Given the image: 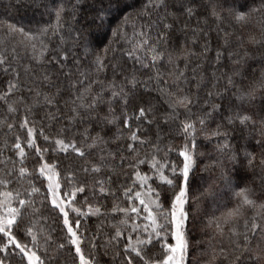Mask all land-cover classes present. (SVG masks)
Returning a JSON list of instances; mask_svg holds the SVG:
<instances>
[{
	"label": "snow or ice",
	"instance_id": "snow-or-ice-1",
	"mask_svg": "<svg viewBox=\"0 0 264 264\" xmlns=\"http://www.w3.org/2000/svg\"><path fill=\"white\" fill-rule=\"evenodd\" d=\"M44 7L56 23L45 26L39 34L8 26L9 34L23 37L20 43L25 50L31 48L30 61L40 65L39 75L33 63L21 65L15 47L11 58L7 50L0 51V70L12 73L0 100L13 114L11 122L0 124L15 130L11 150L19 157L16 161L0 152V165H4L0 176V264H58L55 250L49 251L52 237L44 223L53 213L64 240L57 249L73 252L77 264H100L95 254L84 250L87 229L82 221L106 214L100 201L108 197L113 200L110 211L122 215L112 225L110 242L119 245L123 238L124 264H186L191 204L198 205L208 196L217 204L234 196L235 203L232 207L224 204L226 210L209 219L219 245L212 249L206 264H264V245L252 242L257 233L264 234V223L248 216L251 208L264 209V175L259 177L261 191L257 193L248 186L247 168L254 163V153L244 145L241 155L229 140V127H259L261 139L256 143L264 149V71L257 76L251 66L241 68L242 57L236 54L232 75L222 74V90L207 92L203 100L199 96L203 76L196 70L201 65L192 69L191 77L187 75L191 59L210 50L208 33L197 28L191 29V43H198L202 34L203 50L198 54L188 47L187 21L198 15L205 24L209 18L244 21L253 13H264V0H147L140 8L128 0H75L70 7L69 0H52L51 6ZM68 16L71 22L65 19ZM113 18L119 20L115 27ZM137 20L143 23L137 24ZM49 32L59 40L51 51L40 39ZM177 32L184 35L183 42L176 37ZM249 39L264 48V39ZM69 41L71 50L66 47ZM221 56L217 50V62ZM181 58L184 69L177 63ZM166 64L171 70L164 71ZM236 76L248 80L247 86L237 88ZM219 81L217 77L213 87ZM153 90L163 97L162 106L166 105L159 120L155 114L160 110L149 98ZM117 104L120 115L114 107ZM217 118L220 123H216ZM143 122L149 128L155 123L152 136L146 135L149 129L141 130ZM209 122L216 123L210 131ZM120 124L127 135L120 132ZM173 124L183 140L179 146L163 144L162 133L167 128L165 134L171 135ZM79 125H85L83 131ZM105 125H117L118 134L109 137ZM200 134L222 140L218 149L233 162L231 170L223 160L219 162V192L215 181L203 191L192 185ZM38 135L47 147L37 144ZM111 143L116 147H109ZM4 147H8L7 142ZM26 149L39 156L34 168L25 166ZM97 151L98 157L91 158ZM49 152L57 155L45 158ZM173 152L182 157L180 164L170 159ZM59 153L82 163L79 167L65 164ZM36 180L44 188L42 196ZM44 210L49 215H44ZM91 247L95 248V243Z\"/></svg>",
	"mask_w": 264,
	"mask_h": 264
},
{
	"label": "trees",
	"instance_id": "trees-1",
	"mask_svg": "<svg viewBox=\"0 0 264 264\" xmlns=\"http://www.w3.org/2000/svg\"><path fill=\"white\" fill-rule=\"evenodd\" d=\"M75 0H69V7L71 3H74ZM147 0H128V3L134 4L135 8H140ZM206 2V0H205ZM52 0H0V51H5L9 53L11 58V49L15 47L17 49V54L20 57V63L28 64L33 63V66L39 75L40 73V65H38L34 61H30L31 57V48L29 47L25 50V47L20 42L23 40V37L19 33L9 34L8 26L14 25L17 28L23 27L26 32L30 31L36 34H39L40 30L47 25L55 24V16L50 15L49 11L44 7L45 4L51 6ZM128 11H134L133 9H129ZM83 20V15L80 17ZM68 22L70 21V16L65 17ZM199 21V22H198ZM189 24V31L187 35V39L189 41L188 47L194 48L196 53H201L203 50V44L205 42V38L201 34V39H199L198 43H191L192 32L191 29H203L208 33L207 39L210 41L209 48L210 50L198 58L193 57L191 61L188 63L187 75L191 77L192 69L196 67L197 64L201 65L200 68H197V73L200 76H203V80L201 81V88L199 90V96L203 100L207 96V92L211 91L215 93L218 88L222 90L223 85L225 83L222 78L223 73H227L228 75H232L231 69L235 67L234 61L236 60V54H239L242 57L240 61L241 68L247 70L249 66H251V70L256 73L257 76L264 71V64L261 63V53H264V48L260 47L258 43L252 42L249 38L255 37L256 41L264 39V13H253L248 19L244 21H236L230 17H225L223 21H217L213 18H209L207 23L198 16H194L191 20L187 21ZM119 23V20L113 18L112 24L115 25ZM137 24L143 23L142 20H137ZM67 29V24H65V30ZM129 32H131V25L128 28ZM227 33V36H226ZM110 35V34H109ZM176 37H179L180 41L183 42L185 37L182 33L177 32ZM40 39H44L45 43L50 45L51 48L59 43L57 37L51 35L49 32L47 37H40ZM175 39V37H174ZM227 40V43H225ZM38 44V41H34ZM39 47V45H38ZM71 50L70 41L66 44ZM117 47H119L117 45ZM217 50L222 53L221 59L219 62L216 60ZM247 52V55H245ZM50 54V53H49ZM231 54V55H230ZM48 55V54H46ZM15 63V61H13ZM129 65H131V61H128ZM180 69H184L185 61L184 59H180L177 61ZM47 67H51L50 65H46ZM171 65H165L164 71L171 70ZM215 73V76H213ZM21 75L23 77V72L21 71ZM249 73V77H250ZM107 76L110 78L111 73H107ZM219 77V85L217 87H213L216 83V78ZM12 79V73H5L0 70V92H4L8 81ZM101 79H104V76H101ZM237 88L247 86L248 80H244L240 76L234 77ZM195 81H193V85ZM231 87V86H229ZM143 90V89H142ZM196 89L193 87V91ZM26 92V90H25ZM19 95V93H17ZM150 99H152L153 104L156 105V108L160 111L156 112V119H160V114L164 110L165 106H162L163 97L160 95L158 91H151ZM159 98V101L157 100ZM13 98H9V102H11ZM211 99V98H209ZM219 102V101H217ZM116 108V114L120 115V107L119 105H114ZM7 106L3 100H0V121L8 120L11 122V116L13 114H9L7 112ZM102 111L104 113L107 112V107L103 106ZM131 111V110H130ZM23 113V108L21 107V114ZM40 115H43V110H41ZM19 116H17V120ZM60 123H67L65 120H61ZM216 123H220V119H216ZM216 123L209 122L208 130H212L216 127ZM141 130L149 129L146 135L152 136V134L156 131L155 123L149 128L146 122L141 123ZM59 128V124L56 126ZM85 125H79L78 128L80 131H83ZM96 130H99L98 126H93ZM106 130L109 131V137L118 134L117 125H105ZM120 132L127 135V129H124L123 125L120 124ZM136 123H132V130H135ZM233 127H229V140L234 149H240L241 155H243V146L247 145V150L250 153H254L255 160L251 167L247 168L248 176H249V187L253 188L257 193L261 191L260 188V179L261 175H264V149H262L259 145H257L256 140L261 139L259 136V127L257 129L252 130L250 128H243L239 124H236ZM56 129H52L51 131H55ZM15 131V130H14ZM14 131H9L4 124H0V152H3L4 156L11 157L13 160L18 161L19 157L16 155L15 151L11 150V144L14 142ZM46 132L49 129H45ZM169 130L166 128L165 133ZM162 133L164 136L163 144L171 143L175 146H179L183 143L182 138L178 135L176 131V125H172L171 135H166ZM94 134V133H93ZM5 142L8 143V147H4ZM120 143H124V141H120ZM218 143H223L222 140L216 137H206L204 134H200L197 137V157H196V165L194 168V172L192 173V185L194 189H199L203 191V189L207 188L210 183L215 181L216 190L219 192L220 185L219 180L216 178L220 173V161H224V164L227 169L231 170L233 167V162L227 160L222 154V152L218 149ZM37 144L41 147H47L48 144L43 140L42 136H37ZM163 146V145H162ZM111 148L116 147V143H111L109 145ZM28 152V158L25 161V166L34 168L37 166L39 161V156L36 155L34 150L26 149ZM48 155H57L49 152ZM99 155V152H94L91 158L95 159ZM163 155V153H161ZM59 158L64 161L65 164L71 163L73 167H79L82 161L73 157H65V154L59 153ZM170 159L174 160L177 164H180L182 157H177L175 152L170 154ZM245 165H247V161H244ZM8 168H11L12 165L8 164ZM4 174V165H0V176ZM79 175L83 178L84 173H79ZM37 187H41V196L44 192V188L41 186L40 181H35ZM13 185L12 187H14ZM24 187H27V183L24 184ZM40 196H37V205H39ZM260 201H258L259 203ZM100 203L104 206L102 209L106 214H102L99 216H91L87 220L82 221V224L86 226V242L84 245V250L86 253L92 252L96 255L97 259L100 261V264H124V255H123V243L124 240L122 238L121 243L116 245L115 241L110 242V237L114 234V229L112 225L117 223L118 220L122 218L121 214L112 213L110 211L113 200L111 197H108L106 200H101ZM235 203V197L225 198L219 204L213 202V198L208 196L199 201V204L196 203L191 204V212L190 218L187 222V237L189 240V248L186 256V264H206L209 259L212 249L218 247L219 245V237L215 236V229L209 224V219L215 215L219 216L222 211H225L224 204H227L228 207H232ZM259 214V215H257ZM44 215H49L47 210H44ZM248 216H255L257 220H261L264 223V209L259 207L251 208L248 210ZM46 227L50 231V235L52 237L51 240V248L50 252L58 255V264H77L74 253L69 252L64 249H57V244L63 243V234L61 232L60 223L56 220V216L53 213L51 215V219L44 222ZM95 236V239L92 240V237ZM169 242L171 240L169 239ZM253 244L264 245V234L257 233L252 238ZM91 243H95L96 247L92 248ZM157 248H160V245L157 244ZM13 264H16V261H13ZM139 264V262H138Z\"/></svg>",
	"mask_w": 264,
	"mask_h": 264
},
{
	"label": "rangeland",
	"instance_id": "rangeland-1",
	"mask_svg": "<svg viewBox=\"0 0 264 264\" xmlns=\"http://www.w3.org/2000/svg\"><path fill=\"white\" fill-rule=\"evenodd\" d=\"M171 242H174V241H171Z\"/></svg>",
	"mask_w": 264,
	"mask_h": 264
}]
</instances>
